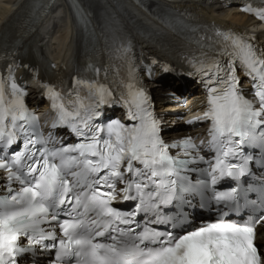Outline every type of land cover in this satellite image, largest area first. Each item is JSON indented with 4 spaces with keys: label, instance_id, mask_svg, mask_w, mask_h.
<instances>
[{
    "label": "snow or ice",
    "instance_id": "1",
    "mask_svg": "<svg viewBox=\"0 0 264 264\" xmlns=\"http://www.w3.org/2000/svg\"><path fill=\"white\" fill-rule=\"evenodd\" d=\"M259 14L264 19V10ZM217 36L223 38L217 42L222 45L220 53L230 59L224 68L213 60L215 71L204 70L209 76L204 81L209 93L204 119L211 121L210 160L192 154L200 145L190 137L165 143L147 92L131 82L120 92L128 109L127 124L119 119L97 123L103 105L113 97V89L104 84L77 81L93 101L87 105L83 100L65 101L60 91L47 86L56 112L52 126L68 127L78 140L48 149L37 117L23 102L24 88L10 76L6 93L0 80V142L6 148L18 141L22 145L0 158V168L8 172L9 193L0 198V264H19L38 248L54 251L55 264H72L73 259L77 264H264V249L255 243L256 222L251 218L237 222L221 216L188 230L182 227L185 216L163 211L173 200L190 204L186 193H198L201 207L211 201L238 206L237 189L221 191L217 185L225 179L238 181L248 172L252 157L243 148L250 147L256 129L264 127V58L230 30ZM237 62L254 81L259 108L237 87ZM259 137L264 148V132ZM170 148L182 149L187 158L170 155ZM232 158L241 162H229ZM199 163L209 166L188 167ZM185 172L196 174L195 181ZM14 180L22 185L19 190L11 187ZM118 182L123 185L122 202H134L128 211L111 206L117 200ZM90 212L96 219H86ZM160 226L168 230L161 231Z\"/></svg>",
    "mask_w": 264,
    "mask_h": 264
},
{
    "label": "bare ground",
    "instance_id": "2",
    "mask_svg": "<svg viewBox=\"0 0 264 264\" xmlns=\"http://www.w3.org/2000/svg\"><path fill=\"white\" fill-rule=\"evenodd\" d=\"M33 0H0V34L18 22L16 19L22 14ZM96 4V7L93 4ZM152 6L174 8L192 12L198 17H206L208 15L214 16L215 13H219L221 17L228 18L238 23H248L249 18L239 13L236 8L229 10L223 9V3L220 0H148ZM84 6L85 14L88 21L93 27H95L96 33L101 38V24L102 20L97 14L99 7L110 12L119 24L124 26L126 31L133 37L138 45L146 50L155 52L162 57L166 55L161 51H156L153 46L144 36H142L135 28V22H131L132 19H136L137 22H144L147 26L153 28H163L164 23L156 16V13L152 11L147 5H142L138 0H80ZM56 7V9H55ZM126 8V9H125ZM72 16L68 14V8L64 4L63 0H57L56 4L50 8V10L43 15L42 19L38 23L30 27V29L48 30L53 34V40L56 42L58 49V55L72 57L78 51V34L76 28L71 20ZM27 21L22 22L20 27L16 28L17 32H24V24ZM26 29V28H25Z\"/></svg>",
    "mask_w": 264,
    "mask_h": 264
}]
</instances>
